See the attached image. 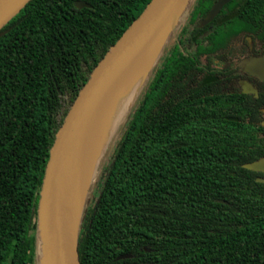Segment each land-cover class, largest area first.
<instances>
[{"label": "trees", "instance_id": "1", "mask_svg": "<svg viewBox=\"0 0 264 264\" xmlns=\"http://www.w3.org/2000/svg\"><path fill=\"white\" fill-rule=\"evenodd\" d=\"M149 2L31 0L2 28L0 264H37L36 207L54 135ZM215 2L194 1L127 115L84 208L80 264H264L262 174L242 168L264 157V84L254 80L257 97L222 87L247 58L236 39L249 34L264 51V0H231L202 32L196 22ZM215 59L233 64L217 70Z\"/></svg>", "mask_w": 264, "mask_h": 264}, {"label": "water", "instance_id": "2", "mask_svg": "<svg viewBox=\"0 0 264 264\" xmlns=\"http://www.w3.org/2000/svg\"><path fill=\"white\" fill-rule=\"evenodd\" d=\"M29 1L0 0V37L9 31H1L2 28ZM194 1L150 0L142 13L99 60L70 105L54 135L38 192L35 215L37 264H80L79 230L90 188L87 187L84 197L80 199L79 171L101 108L139 56L147 49L158 47L156 56L139 80V91L143 82L154 72L166 43L171 36L176 35ZM230 1L218 0L198 26L212 21ZM75 5L78 8L89 7L85 2ZM241 68L264 83V53L245 58ZM241 87L242 93L257 95V90L250 83L243 81ZM140 94H137L133 105L139 100ZM133 105L130 112L134 110ZM242 168L264 174V157L245 163ZM256 182L264 184V178L258 177ZM128 257L130 255L119 258Z\"/></svg>", "mask_w": 264, "mask_h": 264}, {"label": "bare ground", "instance_id": "3", "mask_svg": "<svg viewBox=\"0 0 264 264\" xmlns=\"http://www.w3.org/2000/svg\"><path fill=\"white\" fill-rule=\"evenodd\" d=\"M157 49L158 47L150 48L144 52L142 51L143 53L141 52L142 54L132 68L128 69V74L123 75L116 90L109 95L101 108V112L95 122L93 133L81 161L78 179L80 199L84 197L87 187H92L98 174L101 154L117 125L123 122L125 115L130 107H132L137 96L139 80L145 74L153 58L156 56ZM145 83L146 82L143 84L145 85Z\"/></svg>", "mask_w": 264, "mask_h": 264}, {"label": "flooded vegetation", "instance_id": "4", "mask_svg": "<svg viewBox=\"0 0 264 264\" xmlns=\"http://www.w3.org/2000/svg\"><path fill=\"white\" fill-rule=\"evenodd\" d=\"M218 0H216V2H217ZM215 2V3H216ZM214 3V4H215ZM228 4V3H227ZM225 6V5H224ZM223 6V7H224ZM221 11V10H220ZM208 13V12H207ZM206 13V14H207ZM206 14L203 16V17H201L200 19H198L197 20V22H196V25H197V28L198 29H201V31L202 32H204V31H209L210 29H211V25H213V20L212 21H210L209 23H207V24H205L204 26H198V24H199V21L200 20H202L205 16H206ZM236 40H239V42H241V43H245V46H246V52L248 53L246 56H244V57H250V56H259V55H261V54H263L264 53V51H262V52H260V50H261V46H260V43H258V45H256V43L257 42H255L253 39H252V36L251 35H249V34H243L241 37H240V39H236ZM254 52H257V53H259L258 55H255V54H253ZM227 58V56H225L224 57V59H226ZM224 59H215L214 60V66H215V68L217 69V70H223V67H225L227 64H233L232 62H225V60ZM239 73H240V76L239 77H237V78H232V77H234V76H232L230 79L231 80H229V82L228 83H226L225 85H222V87L223 88H225V89H229V90H231V91H234V89L233 88H236V89H238V90H240V91H242V87H241V82H248V83H250L256 90H257V87H256V83H254V80H256L257 82H260L258 79H256L255 77H252V76H250L249 74H247V73H245L243 70H242V68L240 67V70H239ZM260 83H263V82H260ZM264 84V83H263ZM249 95H253V96H255V97H257L258 96V90H257V95H255V94H252V93H249ZM263 113H264V111H263ZM263 122V121H262ZM256 173V172H255ZM260 174H262V173H260ZM258 178V177H257ZM261 178H264V174H262V177ZM145 251H147V252H149L150 250H148V249H145ZM127 255V254H126ZM120 256H123V255H120ZM120 256H118V257H116V259L115 260H126V259H132L133 258V255H131L130 254V257H128V258H119Z\"/></svg>", "mask_w": 264, "mask_h": 264}, {"label": "rangeland", "instance_id": "5", "mask_svg": "<svg viewBox=\"0 0 264 264\" xmlns=\"http://www.w3.org/2000/svg\"><path fill=\"white\" fill-rule=\"evenodd\" d=\"M147 81H148V79H146V81H144V82L147 83ZM146 83H145V85L144 84L141 85V87L139 88L140 90L137 92L138 95H139V93H141L143 91L144 87L146 86ZM64 102H65V100H64ZM64 104L66 105V103H64ZM129 110H131V109H129ZM129 110H128L127 114L125 115L123 122L121 124L117 125L115 131L113 132L111 138L109 139L107 145L105 146V149H104L103 153L101 154L100 162H99V165H98V174H97V177L95 178V181L92 184V187L89 189V192H91V193H88V194L90 196L87 194L85 207H87L89 205H92V203L94 201V198H95L96 192H97L96 186H97L98 177L100 176V173H101L102 169L107 165V163L111 159L113 148L116 146L117 141L119 140V136H120V134L122 132V126H123V124H124V122H125V120L127 118V115L130 112Z\"/></svg>", "mask_w": 264, "mask_h": 264}]
</instances>
